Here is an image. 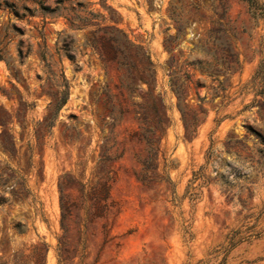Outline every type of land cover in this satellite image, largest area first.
<instances>
[{
	"label": "rangeland",
	"instance_id": "1",
	"mask_svg": "<svg viewBox=\"0 0 264 264\" xmlns=\"http://www.w3.org/2000/svg\"><path fill=\"white\" fill-rule=\"evenodd\" d=\"M251 2L0 0V264H35L43 246L44 264H264V0ZM152 86L165 179L146 185L134 112ZM99 180L112 207L91 221L80 190Z\"/></svg>",
	"mask_w": 264,
	"mask_h": 264
},
{
	"label": "trees",
	"instance_id": "2",
	"mask_svg": "<svg viewBox=\"0 0 264 264\" xmlns=\"http://www.w3.org/2000/svg\"><path fill=\"white\" fill-rule=\"evenodd\" d=\"M251 1V0H250ZM257 5L255 0H252L251 6ZM42 7V6H41ZM46 11H51V13H57L58 16H63L70 26L74 29H85L88 27V22H82V24H76V20L74 18L69 17L67 14L63 12H59V9L56 8L51 10V8H42ZM25 11H28V8H24ZM88 16L95 17L93 13H89ZM111 46L106 44L104 48L101 50V55L104 59H109L111 55ZM143 57L146 59L148 66L147 69L152 71L151 68L153 63L150 58L143 54ZM3 59V56L0 55V60ZM235 71V69H233ZM261 72L258 71V73ZM153 79L156 81V76H153ZM143 83H146L143 81ZM147 84V83H146ZM60 91L58 92L57 103H56V111L58 112L68 101L69 99V91L70 86L68 81L63 77V82L59 86ZM156 90L155 87H151L150 89V104L147 102L137 103L136 110L134 112L135 118L140 124V132H136L134 136L138 138L139 142H144L146 149L145 153L147 154L145 158H139L138 161L142 166L140 172L136 173V178L138 181L143 184L149 185L154 182L164 181V177L159 173V157H160V144L161 140L164 136L167 127V111L161 96L155 97L152 93ZM179 101H181V97L178 96ZM180 109L182 114V119L187 131L192 130L199 120L197 116L193 117V120L190 121L187 119L186 114L183 110ZM69 179V178H68ZM68 180L62 178L60 181V192H61V209H62V227L64 231H66L65 221L71 216L72 208L74 204H70L67 198V187ZM110 190L111 185L109 181L99 180L95 185H92L89 190H87L86 186L83 185L81 187V199L82 201L88 202L87 215L91 221L95 219H102L106 216L107 212L110 210L112 205L110 204ZM73 205V206H72ZM75 207V206H74ZM77 207V206H76ZM36 251V256L38 260L35 264H44L46 254L48 249L46 246L34 247Z\"/></svg>",
	"mask_w": 264,
	"mask_h": 264
}]
</instances>
